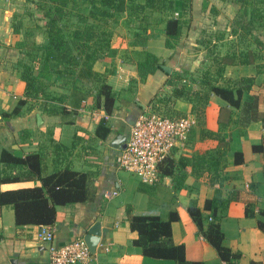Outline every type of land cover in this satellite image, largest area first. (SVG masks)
I'll return each instance as SVG.
<instances>
[{"label": "crops", "instance_id": "0c3cea01", "mask_svg": "<svg viewBox=\"0 0 264 264\" xmlns=\"http://www.w3.org/2000/svg\"><path fill=\"white\" fill-rule=\"evenodd\" d=\"M21 1L0 0V33H14L9 19L21 13L17 7ZM197 13H190V25L174 50L164 46L160 33L145 38L144 47L160 59L167 58L161 64L169 71L157 70L144 78L137 76L128 31L117 29L111 46L92 65L105 73L110 95L106 97L86 83L83 86L90 90L75 106L68 88L55 85L46 89L44 97L22 104L14 116L2 118L1 112L10 111L23 97L24 82L14 70L4 67L0 53V150L19 157L36 154L39 159L37 167L26 163L6 167L0 161L4 170L0 174L17 176L0 182V190L39 185L41 176L63 168L83 173L84 197L53 204L54 218L48 225L53 231L52 243L58 246L82 237L98 222V239L87 264H178L172 258L141 252L133 243L137 232L129 225L132 214L169 219L170 239L182 245L187 263L264 264V228L258 224L264 226V155L253 148L264 142L260 120L264 113V47L249 62L224 64L225 77H252L249 89L240 90L237 105L211 91L198 114L191 112L195 93L190 98H175L166 107L175 116L191 114L195 122L157 163L154 181L143 182L116 162L132 121L148 110L154 95L168 88L167 73L199 66L203 50H197L195 42L200 27ZM216 27L211 23L209 29ZM214 42L220 53L225 52L220 49L222 42ZM3 44L0 42V49H5ZM11 46L15 45L6 47ZM208 61L205 65L211 63ZM191 75L197 77V71ZM217 83H223L221 77ZM190 84L191 90L200 89L197 82ZM233 92L236 94L235 89ZM191 204L203 227L218 225L223 245L237 254L232 263L221 259L197 228L188 211ZM40 225L16 224L11 204H3L0 264H48V243L37 238Z\"/></svg>", "mask_w": 264, "mask_h": 264}, {"label": "trees", "instance_id": "16d2710c", "mask_svg": "<svg viewBox=\"0 0 264 264\" xmlns=\"http://www.w3.org/2000/svg\"><path fill=\"white\" fill-rule=\"evenodd\" d=\"M27 1L34 7H26L23 12L13 14L10 20L12 31L22 34L14 46L19 53L14 67L24 82L23 97L17 100L10 111H2V118L14 116L22 104L44 97L46 89L55 85L68 88L73 96V106L90 90L83 86L86 83L108 97L110 89L104 81L105 73L96 71L92 65L108 50L113 36L121 27L128 31V49L137 76L144 78L157 70L164 71L160 66V57L144 47L145 38L149 34L160 33L164 46L174 50L192 18L191 0ZM220 1L235 6L229 24L225 29L217 26L211 30L210 25L201 27L195 38L197 50H204L199 58V66L194 70L182 68L181 71L172 69L168 72L165 79L168 88L162 94L153 96L149 110L172 115L165 110L172 100L190 98L189 95L195 93L191 112L198 114L211 91L234 106L239 103L240 90L249 89L251 76L232 79L225 77L222 72L225 62H249L259 57L256 51L264 47V0ZM204 5L203 1L200 10H204ZM24 17L32 20L34 28L26 24ZM218 22L212 18V24ZM34 33L41 35L42 40L35 39ZM214 41L222 42L220 45L227 41L229 47L220 53L215 50L217 46ZM209 59L211 63L205 65V60L209 62ZM194 71H197V77L191 75ZM219 77L223 83H217ZM191 82H197L200 89L191 90ZM242 82L244 84L241 85ZM260 120L264 125V113ZM253 148L264 155V142L253 145ZM0 161L6 167L20 163L37 167L34 165L37 162L39 164L36 154L19 157L6 149L0 150ZM3 171L0 169L1 173ZM16 179L15 175L0 174V182ZM83 186V173L68 168L55 170L41 176L39 185L0 190V208L3 204H11L16 224H50L54 218L53 204L82 199ZM188 211L219 257L232 263L237 254L223 245L218 225L209 223L203 227L199 212L192 204L188 206ZM258 224L264 228L260 221ZM129 225L137 232L133 243L141 248L143 254L172 258L178 264L187 263L182 245L170 239L169 219L132 214ZM187 264L203 263L194 261Z\"/></svg>", "mask_w": 264, "mask_h": 264}, {"label": "built area", "instance_id": "2783aa9c", "mask_svg": "<svg viewBox=\"0 0 264 264\" xmlns=\"http://www.w3.org/2000/svg\"><path fill=\"white\" fill-rule=\"evenodd\" d=\"M194 122L191 114L175 116L149 109L140 112L132 121L126 141L118 151L117 165L138 175L143 182L154 181L157 163L184 138ZM37 238L48 243V264H87L90 258L82 237L54 245L53 231L48 224L39 226Z\"/></svg>", "mask_w": 264, "mask_h": 264}, {"label": "rangeland", "instance_id": "374dc122", "mask_svg": "<svg viewBox=\"0 0 264 264\" xmlns=\"http://www.w3.org/2000/svg\"><path fill=\"white\" fill-rule=\"evenodd\" d=\"M203 1L205 2V5L203 6L204 10L202 9L200 10V8H202ZM8 2L11 3V1H8ZM190 2H191L190 3V7H191L190 13L193 14V13L198 12L196 15H199V18L196 23L199 24V26L202 28H206L207 25L209 26L213 18L219 21L217 26L225 29L224 27H226L229 24V21L231 20V16L235 10L234 9L235 6L229 3L225 4L220 0H191ZM17 7H19L21 12H23L26 7L33 8L34 5L27 0H22ZM174 14L176 13L174 12ZM22 15L24 14L22 13ZM196 15L194 16V20H195ZM23 19L29 27L34 28L32 20H26V17H24ZM1 25L3 26V22H1L0 20V26ZM200 27L197 29L198 30L197 35L200 33V30H199ZM1 32L2 33H0V42L2 44L4 43L3 46L5 47V49L1 47L0 53H2L1 58H3L2 60L4 61V67L10 68L11 70H14L16 72L17 70L14 67V63L16 62L19 56V53L17 52V48H14L12 46L11 47H6V46L11 45V44L15 45L16 40L22 37V34L21 33H5L3 31ZM16 36L17 38H14ZM38 36L36 33H34L35 39H37ZM4 41H9V42H4ZM225 43L226 44H223V45L221 44L220 49H225L229 47L228 42L226 41ZM215 50H217V47ZM203 51L199 53L200 58L202 57V54L204 53ZM172 59H173V55H172ZM160 60H162V63H164L166 62L167 58L160 59Z\"/></svg>", "mask_w": 264, "mask_h": 264}, {"label": "water", "instance_id": "95a60500", "mask_svg": "<svg viewBox=\"0 0 264 264\" xmlns=\"http://www.w3.org/2000/svg\"><path fill=\"white\" fill-rule=\"evenodd\" d=\"M160 66L163 70L169 71V67L167 65L161 64ZM98 234H99L98 222H95L86 230V232L82 236L90 252L94 250L95 243L98 239Z\"/></svg>", "mask_w": 264, "mask_h": 264}]
</instances>
